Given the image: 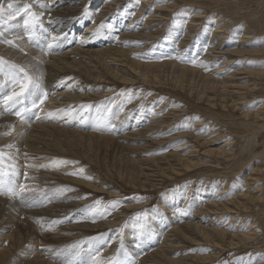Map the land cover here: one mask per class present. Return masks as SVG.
I'll list each match as a JSON object with an SVG mask.
<instances>
[{
    "label": "bare ground",
    "instance_id": "obj_1",
    "mask_svg": "<svg viewBox=\"0 0 264 264\" xmlns=\"http://www.w3.org/2000/svg\"><path fill=\"white\" fill-rule=\"evenodd\" d=\"M81 1L83 0H31L28 3L31 4L29 11L36 13L39 17V24L34 34H30L26 30L23 21L27 17L23 14L10 19L8 11L3 15V19H0V32H3L0 39L14 41L13 44L0 43V57L7 62L3 66V71L0 72V149L13 154L12 160H6L4 167L7 168L8 165L15 164L18 175L12 179L16 191H19L21 186L25 189L19 195H0V222L9 220L8 223L15 227L11 235L7 237L9 243L4 244V247H0V264H67V259L68 261L71 259L67 255V249L73 246H77L78 253L82 251L83 247L91 249L90 253L85 252L83 258L100 255L101 259H107L108 255L116 254V256H119V260L115 259L116 264H137L138 259L141 257L136 258V254L141 251V247L136 248L133 244L134 241H138L134 237H137L135 234L140 229L135 225L131 226L130 230L126 232L128 242H118L114 238L112 240L108 239V241H105V239L103 241L101 237L95 240L88 238L87 235L90 231L106 230L112 227L113 222L106 218L107 223L91 224L93 211H86V209L90 208L92 210L93 207L82 205L84 198L81 196V188L80 191L75 190V188L77 185L82 184L95 190L117 194L118 190L113 186L106 185V181L102 176H96L91 170L92 168H88L89 166L86 164L82 165L81 161L84 158L88 160L89 164L96 161L97 164H105V167L114 171L116 168L115 161H112L108 155L116 149H124L126 146L137 150L138 147H135L137 139L133 142L135 136L146 138L149 133L155 130L160 132L161 129L166 128L165 120L162 119L161 115V118L152 115L155 113V106L153 105L150 112L152 113L150 115L152 119L140 125V117L142 116H138L131 126L132 132H125L128 128L127 122L123 119L127 112L126 108L121 111V106H115L113 100H110L109 104L107 102L105 104L103 101L94 102L95 95L92 92L99 86H93V82L101 84L106 80L118 79L124 83L138 81L145 84L169 83L181 90H185V87L189 86V92L194 93V95L198 94L200 100H206L214 112L221 113L222 110H217L218 104L224 112L227 110L228 113H225L229 117L234 116L235 109L241 111L242 117L239 124L251 132V134L239 138L241 151L248 150L249 152L253 148L252 140L256 132H259L260 135L264 134V125H262L264 124V0H210L209 6L218 2L226 9L221 17H215L213 22L210 21L212 23L204 26L207 29L206 34L199 35L204 38V42H199V44L212 47V51L221 50L219 53L223 57L218 58L219 61L216 63L220 64H216V67L212 64L213 58H208L211 56L208 54L210 51L206 53V56L205 54L203 56H197L196 54L191 56L189 54L191 61L195 60V64L186 61L185 57L181 60L178 58L186 51L184 50L185 46L189 45L186 41L194 40V30L185 29L189 33L183 34L180 42L182 47L178 48V52L172 53L173 55H170L171 52L169 53L163 47L162 54L164 58L160 62L133 57L136 52L146 50L134 49L132 42L121 45L117 43L115 45L111 38L113 33L108 37L103 34V37L95 39L92 36V33L96 30L95 25L97 24L95 21L86 26L84 21L88 19V15L76 17L85 5ZM150 1L142 0L143 3L146 2V5L151 4ZM93 3H95L92 4L94 8L98 4V0ZM41 5L44 6L41 7ZM24 6L25 4L16 5L11 11L14 14L15 10L23 9ZM163 6L161 5V7ZM104 7L106 8V5H103L102 8L104 9ZM158 7L160 6L158 5ZM169 7L171 6L169 5ZM107 8L109 9V7ZM164 8L167 7L160 8V11H153L147 14L146 17L153 19L157 13H160L159 16L161 17H168V14L165 12L167 14L165 15L163 11ZM139 12L141 13V11ZM97 13L96 19L102 21L104 18L101 16L104 13L101 12L100 8ZM71 18L80 23L77 30H75V26L71 28V31L76 32L75 35H69L67 32L69 28L67 22ZM188 20L189 24L192 23L195 27L199 25L196 21H199V23L203 21L201 16H194ZM142 25L140 31H147L146 24ZM238 26L243 29L241 31L242 38L237 43L225 41L231 34L238 32ZM135 28L131 31H125V35L131 36L133 34L131 32L136 30ZM148 32L149 34H141L147 41L151 42L153 37L159 36L157 32L156 36L154 32ZM54 36L57 37L55 43L52 42ZM133 36L137 37L138 35H135L134 32ZM106 42L108 43L104 44ZM49 43H53L50 51L47 49ZM194 44L197 46L198 41ZM251 44L255 46L252 49L249 46ZM119 46L124 49H119ZM208 50L210 49L208 48ZM112 59L114 62H110ZM124 64H127L136 73H130L127 67H124ZM12 65L24 68L28 75L34 81H38L44 92L47 93L44 104L39 105L36 109L31 108V102L33 99L38 102L39 98L42 97V93L37 91L35 96H27L23 100V105L31 109L25 114L23 120L14 114L21 105L17 104L9 108L12 102L5 100V97L13 91L10 76L13 72L19 71L18 68H13ZM231 68V72L225 73ZM69 70L78 72L80 76L76 73L77 75L73 74L71 77V74L66 73ZM20 76L23 77V73H20ZM85 76L90 83H83L84 79L82 80V78ZM103 85L101 84L100 88H103ZM15 90L19 91V88L17 87ZM104 91L105 89L101 90L102 93ZM256 94H260L262 97L253 101L255 97L253 95ZM247 97L252 99L253 102L248 103L246 101ZM85 98L88 102L84 100ZM126 102L129 104L132 101L127 99ZM109 108L111 113H108V116L112 123H115V130L94 131L97 121L106 114ZM174 111L172 112L174 113ZM49 112L57 115L48 117L47 113ZM37 116L40 118L37 119ZM173 119H177V117ZM168 120L170 122L172 119L167 118V122ZM13 126L15 130L12 135H2L10 131ZM117 128L122 130L123 135L118 136ZM150 136L152 138L151 143H155L153 136ZM208 136L207 140H204L197 134L193 135L194 140L198 143L196 147L204 146L205 155H209V157L223 155V160L227 161L229 167H226L229 168V171L223 170L226 171L225 174H230L225 179L223 188L216 197H211L206 202L201 201L202 197L206 196L203 193L204 190L195 188L198 192L200 206L194 215L179 214L177 199L173 197L175 192L170 195L166 193L167 198L162 194V197H164L162 203L166 207V212H161L160 215L163 223L154 225L152 241L156 242L157 235L153 236L154 233H157L156 230L165 231L163 239L154 253L155 256L149 254L140 259L138 264H188L185 263L188 258L182 257L180 247L192 242L198 243L202 247L200 248L202 254L199 257L203 261L214 260L215 257L218 258L221 250L229 248L246 252L256 250L259 253L258 255L253 254V260L251 261L248 256L237 259L238 264H253V262H255L254 264H264V150L252 153L244 160L245 152L243 158L237 160L240 157L230 146L218 145L216 147L215 144L211 145L219 136L215 138H212L213 135L208 134ZM231 139L227 144H233ZM151 143L145 146L142 145L139 148L148 150L147 148L151 147ZM8 144H13L14 147L8 149L5 147ZM180 149L156 158L139 159L136 155L128 157L126 164L122 163L117 172L133 185H139L142 188L150 185L154 188L159 180L152 179L153 176L147 173L150 170L149 168L154 169V173L157 171L161 176L168 175L170 177H173L175 173L202 168L204 159L198 156V150L186 149L189 153L185 156V153L181 152L183 151L182 147ZM240 150L237 152H240ZM57 160L72 163L59 167H40V165H51ZM103 160H105V163L102 162ZM213 160L212 158V162ZM208 163L210 164V162ZM208 163L206 162V164ZM255 164L257 165L255 166ZM215 166L217 165L215 164ZM80 169H83L82 175L70 174L78 172ZM223 170L218 171L224 173ZM23 172H26V174H23ZM208 174H210L209 171ZM240 175L244 176L241 177L242 182L240 183L242 185L236 186L240 180L236 183H234V180ZM85 176L91 177V179L83 178ZM212 176L214 175L212 174ZM5 179H9V177H5ZM207 181L209 182V180ZM208 182L206 183L208 184ZM229 186H232V190L228 189ZM215 188V185H213L212 189ZM219 189L217 187L215 190L218 191ZM115 215H117V219L121 217L118 214ZM225 220L229 222L226 223ZM57 221L59 222L56 223ZM40 234L44 235L40 236ZM67 235H71L69 238L71 237L74 240H70L71 244H67L66 240L65 247L62 246L60 249H54L50 246L48 247L50 249L43 248V250H39L40 243L46 242V245H49V241L54 240L57 244L59 241L62 242V236L67 239ZM116 237H120V235ZM177 240H181L182 245L179 246ZM28 243L32 245L26 249L27 251H24ZM204 244H208V247L213 250L210 248L205 254V251H203L206 248ZM151 247H153L152 244ZM123 252H128L132 258L124 262L121 258ZM148 256L150 257L148 258ZM62 258H64V262L60 263L59 260H62ZM75 260H80V257L76 256ZM94 263L96 264L95 261Z\"/></svg>",
    "mask_w": 264,
    "mask_h": 264
},
{
    "label": "rangeland",
    "instance_id": "obj_2",
    "mask_svg": "<svg viewBox=\"0 0 264 264\" xmlns=\"http://www.w3.org/2000/svg\"><path fill=\"white\" fill-rule=\"evenodd\" d=\"M95 1L96 0H83V1H81V2H84L83 5L84 4L85 5L78 12V15L76 17H83V16L88 15L89 16L88 19L86 21H84L86 23V26L92 24L95 21V23L97 24V25H95L96 30L101 23H111L113 26L112 29L103 30V31H104V34L106 35V37H108L111 33H113L111 38L113 39V43H115V45H117V43L119 45H121L124 43L132 42L134 44V46H132V47H134V49L140 48V49L146 50L143 52H136L135 56H133V57H135V58L139 57L143 60H151V61L160 62L164 58V56L162 54L163 47L165 50L167 49L169 51V53L171 52L170 55H173L172 53L178 52V48L182 47V45H180V42L182 41L181 39L183 38V34H187V33H189V31L194 30L195 31L194 40L193 41H188V40L186 41V42H188L187 44H189V45L185 46L184 50H186V51L183 52L182 55L178 58L181 60L183 57H185L186 61L191 62L192 54H196L197 56H203L205 54V56H206V53L210 51L208 54L211 55L212 57L209 56L208 58L209 59L213 58L212 61L213 60L214 61L213 62L211 61L212 64H214L213 66L216 67L217 65L220 64V63H216V62L219 61L218 58L223 57V55L221 53H219V51H221V50L216 49V50L212 51L211 50L212 47H206L205 45L203 46V44H201V43L204 42L203 41L204 38H201L199 35H203V34L207 33V29H205V27H204L205 25H207L208 23H212L214 21L215 17L216 18L221 17L224 14L223 12L226 11V9L223 7V5H221V3L216 2L217 4L216 3L212 4L214 6L210 5L211 6V8H210V6H209L210 0H189L188 2H187V0H166V2H158V0H151L150 1L151 4H149V5H146V2L143 3L142 0H116L118 2H116L115 0L114 1H112V0H98V4L93 8L92 6L95 4L93 2H95ZM230 1H235V0H230ZM29 2H31V0H0V3H2L4 5L5 13L10 11L8 9L9 3H12V8H14V7H16V5H20V4L31 5V4H28ZM107 2H109L110 4ZM184 2H186V3H184ZM190 2H192V3H190ZM207 3H208V5H206ZM157 4L160 7H158ZM103 5L104 6L106 5V8L104 7L105 10L102 8ZM110 5L112 8L110 7ZM161 5L162 6L164 5L165 7L168 8V9L164 8V10H163L164 13L166 12L168 14L167 15L165 13V15H167L168 17H166V16L161 17V16H159L160 13H157L158 15L155 14V16L157 15L156 19H155V16L153 17V19H148L146 17L147 14H150L153 11H160V8L163 9L164 6L161 7ZM169 5L171 7H169ZM204 5H205V7H204ZM82 6H80V7H82ZM172 6H174V7H172ZM107 7H109V9ZM140 7L141 8L143 7L142 10ZM144 7H146V9H144ZM92 8H93V10H92ZM99 8L101 9V12L104 13L101 16L104 18L102 21H98L96 19L97 18L96 15H98L97 12H98ZM171 8H172V10H171ZM221 8H223V9H221ZM104 11H106V12H104ZM139 11H141V13ZM219 12H220V14H219ZM105 14H107V15L105 16ZM138 14H140V15H138ZM215 14H216V16H215ZM218 14H219V16H218ZM194 16L195 17L201 16V19H203V21H201V23H199V21H196V23L199 24L198 27H195L192 23L189 24L188 19L193 18ZM74 18L69 19V21L67 22L69 25V28L67 29V32L69 35H75L76 34L75 31H71L72 26H75V30H77L78 26L80 25V23H78V21L75 20ZM144 19H146V20H144ZM132 21H134V22H132ZM210 21H212V22H210ZM144 22H147V23H144ZM151 23H152V25H151ZM142 24H146L145 26L147 27V29H146L147 31H145V32L140 31L141 27H143ZM200 24H201V26H200ZM160 25L164 28H162ZM190 25L193 27H191ZM130 26H132V27H130ZM136 26H138V27L135 28ZM199 26H200V28H199ZM134 28L136 30L131 32V33H133L131 36L125 35V31H131V29H134ZM150 29H152V30H150ZM185 29L189 30V31L186 32ZM237 30H238V32H234L233 34H231L228 38L225 39V41L237 43L242 38L241 37V35H242L241 31H243V29L241 28V26H238ZM148 31H150L152 33L154 32L155 36H156V32H157L159 34V36L153 37L151 42L147 41V40H145L146 39L145 37L141 36V34H143V33L149 34ZM134 32H135V35H138L137 37L133 36ZM139 32H140V34H139ZM82 33H84V32H82ZM160 34H161V36H160ZM101 36L103 37V35H100V36H96L95 39H98ZM118 36H120V37H118ZM197 36L199 37V39ZM117 37H118V39H117ZM165 37H166V39H165ZM130 38H132V39H130ZM141 40H143V41H141ZM196 41H198L197 46L194 44V42H196ZM199 42H201L200 43L201 45L199 44ZM107 43L108 42H106L104 44H107ZM211 45H212V43H211ZM249 46L251 47V49L255 47L252 44ZM118 48L124 49L123 47H120V46ZM208 48L210 50H208ZM189 54L191 56H188ZM110 62H114L113 59ZM124 67H127V69L129 70L130 73H136L132 68L127 66V64H124ZM231 71H232V68L225 73H229ZM66 73L71 74V77L73 76V74H75V75L79 74L78 72H75L72 70L66 71ZM219 74H221V73H219ZM79 76H80V74H79ZM83 79H84L83 83H90L86 76L84 78H82V80ZM67 80H68V78H67ZM101 84H104L103 88H100ZM101 84H99L97 82H95V83L93 82V86H95V87L99 86V88H100V89L97 88V89H95V91L92 92V94L95 95L94 102L103 101L105 104H106V102L109 104V101L113 100L115 106H121V111H123L126 108L127 112H126L125 117L123 119L127 122L128 128L125 130V132H128V133L132 132L131 126L137 120L138 116H142V117H140V122H141L140 125H142V124L146 123L148 120L152 119V116H150L152 113H150V112H151V106H153V105L155 106V113L152 115H154V117L157 115V117H159V118H161L160 117V115H161L162 119L165 120L166 128L161 129L160 132L155 130L154 132L149 133V136L146 138H143L140 136H135V138L133 139V142L135 141V139H137V144H135V147H138L137 150H135V148H130V147L126 146L124 149L118 148L114 152H111L110 155H108V156L112 161H115L114 163L116 164V168L114 171L109 170L107 167H105V164H102V163L97 164L96 161H93V164H89V162H87L88 160H85V158H84V160L81 161L82 165L86 164L87 166H89L88 168L91 167L92 168L91 170L93 171V173L96 176H98V175L102 176L103 179L106 181V183H105L106 185L113 186L116 190H118L117 194L109 193L106 191L104 192V191H100V190H95V189L90 188L88 186L86 187L85 185H82V184L81 185L76 184L77 187L75 188V190L76 189L79 190L81 188L80 189L81 194H82L81 196L84 198L82 200L83 201L82 205H90L91 207H93L92 210H90V208L86 209V211H90V212L93 211L92 212L93 217L91 220V224L100 225L103 222L107 223L105 220L106 218H108L109 221L113 222L112 227H109L106 230L101 231V230L97 229L95 231H90V233H92V234L88 233V235H87L88 238L95 240V239H98L101 237V238H103V241H104V239H105V241L106 240L108 241V239L112 240V238H114L118 242L119 241L120 242L127 241L126 232L130 230L131 226L135 225L141 229V225H143V231H144L145 235L142 236L140 229H138V231L135 234L137 237H134V238H137L138 241L136 240L133 242L134 247L135 246H136V248L141 247V251H142V252L139 251L138 253L136 252L137 254L135 253L136 258L141 256L138 259V262H137V264H138L140 259H143V257H146L149 254H151V255L153 254V256H155L154 253L158 249V247L160 245L159 243L163 239V235L165 233L164 230H159V231L156 230L157 233L153 234V236L157 235L156 242L152 241V239H153L152 238V232L154 231V225L155 224L159 225V224L163 223V221L160 218V215H161V212L162 213L166 212V207L163 206L162 199L164 197L167 198V194H169V195L172 193L174 194V192L176 194L178 192L177 195L174 194L173 197H175V199H177V202H178L177 203V205H178L177 211L180 212L179 210H183V212L185 213V214H181V212H180L179 213L180 215H194L200 206L199 205L200 200L198 199V192L195 190V188L204 190L203 193L206 196L202 197L201 201H204V202L209 201V199L211 197H216L217 194L221 191V189L223 188L222 186H224L223 184H224L225 179L228 178V176L230 174V173L225 174L226 171L227 172L229 171V168H227L229 166H228L227 161L225 162L223 160L224 156L223 155H221V156L219 155V157L210 156L214 159L213 160L214 164H213L212 158H210L209 155H205L204 146L202 147V145H200V147H196L198 143L194 140L193 135L197 134V136H200L204 140H207L208 134L211 136L215 135L214 137L212 136V138L219 136L218 139L216 138L218 141L216 140L215 142L211 143V145L215 144V145H217L216 147H218V145H228V147L230 146V148L233 149L236 152V154L238 153L237 155H239L240 158H238L237 160H241L244 156V153L246 152L245 153L246 155L243 158L245 160L246 157L252 155V153H258V152H260V151L262 152L264 150V134L260 135L259 132H256L255 135L253 136V140H252L253 148L250 149L249 152H248V150L241 151L239 148L240 147L239 145L241 143L240 137H242L243 135L245 136L246 134H251V132H249L248 130H246V128H244L242 125L239 124L241 122L240 118L242 117L241 111L238 109L237 110L235 109V112L233 111L234 116L229 117V116H227L228 115L227 110L225 111L227 113H225L224 110L222 109V107H220V105L218 104L217 110L218 111L222 110L221 111L222 115L220 112H214V110H212V108H211V105L206 100H200L198 94L194 95V93L191 94L189 92V88H190L189 86L185 87V90H181L179 88H175L173 84H169V83H159V84L158 83H147V84H145L142 81L124 83L118 79L106 80L104 83H101ZM102 89H105V91L103 93L101 92ZM198 92H195V93H198ZM95 93L98 94L97 97H96ZM99 94H101V95H99ZM129 94H131V97H132L131 101L132 102L127 104L126 100L129 99ZM259 95L260 94L253 95V96H255L253 98V101L257 98L262 97V95H260V96ZM250 97H252V96H250ZM246 99H244V100L248 101V103L253 102L252 99H250L249 97H247ZM84 100L86 101L87 98H85ZM86 102H88V101H86ZM158 108H159V110H158ZM174 108H175V111L173 110ZM172 111H174V113ZM175 113H176V115L177 114H179V115L176 116ZM170 114H171V116H169ZM166 115H167V117H166ZM176 117H177V119H173ZM167 118L172 119V120H170V122L168 120V122H167ZM262 125H264V124H262ZM117 130H118L117 131L118 136L123 135L122 134L123 132L121 129L117 128ZM234 132H236V133H234ZM150 135H152L154 141H156L153 144L151 143L152 138ZM174 136H175V138H174ZM229 137H231L233 139H231ZM234 137H236L237 139L235 138L236 139L235 140ZM228 138H229V140L230 139L232 140L231 142L233 144H231V143H230V145L227 144L230 142L228 140ZM122 139L125 140L124 138H122ZM221 141H223V142H221ZM149 143H151V147L147 148L148 150H146L144 148H142V149L139 148L140 146H142V145L145 146L146 144H149ZM235 143L236 144L238 143V144L236 145ZM187 144H189V145H187ZM130 145H132V144H130ZM235 145H236V147H235ZM181 147L183 150L181 152L183 154L185 153L184 154L185 156L189 153V151H186V149L191 150V148H193V149H195V151L198 150V152H197L198 156H200L201 159H204L203 161L205 162L204 163L202 161L203 165H202L201 169L197 168L196 170H191L192 172L188 171L189 173L188 172L175 173V175L173 177H170L168 175L167 176H161L160 173H158L157 171L154 173L153 172L154 169L149 168L150 170H148L147 173H149L150 175L153 176L152 179H158L159 180L158 182H156L157 186L154 188H152L150 185L147 186L146 188H142L139 185H133L129 181L124 179L117 172L118 168L122 165V163L126 164L128 157L130 158V157L136 155V156H138L139 159H143L146 157L156 158V157H160V156H165L167 154H171L172 152H175L177 150H181L180 149ZM238 149L240 150V152H237V151H239ZM253 149H254V151H253ZM209 159H210V161H209ZM102 162L105 163V160H103ZM206 162L207 163L210 162V164L208 163L210 166L208 164H206ZM252 162H255V161H252ZM215 164L217 166H215ZM256 165L257 164H255V166ZM211 166H212V168H211ZM224 167H226V168H224ZM202 169H204L205 171ZM223 169H225L226 171H224ZM212 170H214V171H212ZM216 170L217 171L223 170L224 173L221 171L223 173L222 174L219 171L217 172ZM230 170H231V168H230ZM208 171L210 172V174H208ZM206 172H207V175H206ZM218 173L221 175H219ZM23 174H26V172H23ZM212 174L215 177L212 176ZM223 177H225V178H223ZM241 177H244V176L240 175L239 177L235 178L234 183H236V181L240 180V181H238V184L236 186H240L239 184H241L240 182H242ZM220 178H221V180H220ZM214 179H215V182H214ZM231 179H229V180H231ZM207 180H209V182ZM206 182H208V184ZM188 183H190V184H188ZM213 185H215L216 188L218 187L220 189L218 191L215 190L216 188L213 190L212 189ZM190 187H192V188L190 189ZM228 189L232 190V186H229ZM162 194L164 195V197H162L163 196ZM232 196H234V195H232ZM114 202H118L115 204V207H113ZM183 207L185 209H182ZM94 212H96V213L94 214ZM115 214H118L121 217L119 219H117L116 218L117 215H115ZM175 216H176V214H175ZM77 220H79V219H77ZM8 222H9V220L0 222V228H2L0 231V233H1V235H0V247H4L5 245H7L9 243V239L7 237H9L11 235V232L15 228V227H12L11 223H8ZM225 222L227 223L229 221L225 220ZM162 227H163V225H162ZM141 231H142V229H141ZM43 235L40 234V236H43ZM117 235H120V237H116ZM69 236H71V235H67V239H65L66 237L62 236L61 239H63L64 241L61 240L62 242L59 241V243H57V244H55L54 240H50L49 245H46V242L40 243L41 246H39V248H40L39 250H43V248L50 249V248H48L50 246L54 247V249H60L62 246L65 247L64 245H66V243H65L66 240H67V244H71V241L73 240V239H71V237L69 238ZM177 241H178L179 246L182 245L181 240H177ZM137 244H139V245H137ZM151 244L153 245V247H151ZM156 244H158V245H156ZM31 245H32L31 243H28L26 248H24L25 249L24 251H27L26 249L31 247ZM184 245L185 246L180 247L181 253H182V257L188 258L185 261V263H188V264H238V262L236 260L239 258H246L248 256L249 260L251 261V260H253V257H252V256H254L253 254H255V255L259 254L256 250H253V252H246V251H237L235 249L227 248V249H223V251L221 250V253H219L218 250H216L220 254L218 256V258L215 257L214 260L211 259L209 261H203L199 257L202 254V252L200 250V248H202V247L199 246L198 243L192 242V243H186ZM204 247H206V248H204L203 251H205L204 253L206 254L207 253L206 251L209 250L211 247H208V244H204ZM85 252L90 253L91 249H86V247H83L82 251L80 253H78L77 246H73V247L68 248L67 249V255H69V258H71V259H69V261L67 259V264L68 263L69 264H74V263L75 264H88V263L95 264L94 261L96 262V264H102V263L103 264H116L115 259L117 258L119 260V256L118 255L116 256V254L108 255L107 259H101L102 257L100 255H98V256L96 255L97 257L91 256V258H87V257L83 258V256L85 255ZM76 256L80 257V260H75ZM197 256L199 257V259ZM149 257L150 256H148V258ZM95 258H96V260H94ZM121 258L123 259L124 262H127V260L131 259L132 256L129 255L128 252H123L121 254ZM63 260H64V258H62V260L60 259L59 262L63 263L64 262ZM102 260L103 261L105 260V261L103 262ZM141 262L144 263L145 261H141ZM254 263L255 262H253V264ZM155 264H158V263H155ZM171 264H173V263H171Z\"/></svg>",
    "mask_w": 264,
    "mask_h": 264
},
{
    "label": "snow or ice",
    "instance_id": "obj_3",
    "mask_svg": "<svg viewBox=\"0 0 264 264\" xmlns=\"http://www.w3.org/2000/svg\"><path fill=\"white\" fill-rule=\"evenodd\" d=\"M158 2H166V0H158ZM44 5H41L43 7ZM31 5H25L23 9L15 10L14 14L12 13V3L8 4V9L10 10L8 13V16L10 19H14L17 16L25 15L27 18L24 19L23 23L26 28V30L29 31L30 34H34L36 27L39 24V17L36 13L30 12ZM5 13V8L2 3H0V19H3V14ZM111 23H101L97 30L92 33V36L95 38L96 36H100L104 34L103 30H110L112 29ZM3 36V32H0V37ZM57 37H52V42L55 43ZM118 39V37H117ZM83 43V41H81ZM0 43H7V44H13V40H7V39H0ZM53 43H49L47 45V49L50 51L52 50ZM7 62L3 60L2 57H0V72L3 71V66ZM191 63L195 64V60L191 61ZM13 68H18V72H13L10 76L13 91L9 93L8 96L5 97L6 101H11L12 104L9 105V108L14 107L15 105L19 104L21 107L14 113L16 116L20 117L22 120L25 118V114L28 113L31 109H29L27 106L23 105V100L27 98V96H35L37 91L42 93V97L39 98L38 102L36 99H33L31 102V108L36 109L39 107V105L44 104L45 99L47 98V93L44 92L43 88L41 87L40 83L38 81H34L32 77L28 75V73L25 71L24 68L18 66V65H12ZM20 73H23V77L20 76ZM19 88V91H16L15 88ZM31 89V90H29ZM27 94V95H26ZM131 94H129V101L131 100ZM62 111V110H61ZM108 113H111V109H107V112L104 116H102L96 124V127L93 129L94 131H113L116 128V125L112 123L111 119H109ZM57 114H54L52 112L47 113L48 117H54ZM40 117L37 116V119ZM14 126L11 128L10 131L3 133L2 135H12V132L14 131ZM170 134V133H169ZM8 149H11L14 147L13 144H8L5 146ZM13 158V154L5 152L3 149H0V195H19L20 193L24 192L25 189L23 186L19 188V191H16L15 184L12 178H14L16 175H18V171L15 167V164L8 165L7 168L4 167L6 160L11 161ZM68 163H72L70 161H63V160H57L54 161L51 165H40V167H59L66 165ZM71 175H82L83 169H80L78 172L70 173ZM5 177H9V179H5ZM85 179H91V177H83ZM235 187V185H234ZM118 202L113 203V207H115V204ZM181 214H185L183 210H179ZM57 221L56 223H58ZM141 235H145L143 231V225H141Z\"/></svg>",
    "mask_w": 264,
    "mask_h": 264
}]
</instances>
